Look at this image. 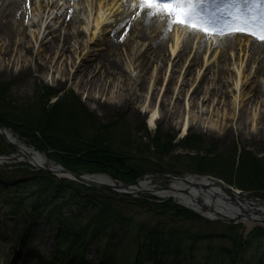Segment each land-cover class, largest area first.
Instances as JSON below:
<instances>
[{
  "label": "rangeland",
  "instance_id": "1",
  "mask_svg": "<svg viewBox=\"0 0 264 264\" xmlns=\"http://www.w3.org/2000/svg\"><path fill=\"white\" fill-rule=\"evenodd\" d=\"M118 1L117 5L122 3ZM58 2L59 7L54 9L51 0H33L25 23L31 24L34 20L36 25L26 28L9 43L0 41V91L3 94L0 106H4L8 115L36 121L41 113L53 111L56 113L52 127L56 138L53 139L66 144L74 135L68 129L70 120L71 128H96L110 149L117 148L115 156L127 165L122 167L124 173L133 172L135 164L141 165L143 170L140 169L136 181L144 176H210L238 188L245 174L255 178L261 176L262 169L261 177H264V97L261 96L264 77L257 80V63L249 61L252 55L249 46L264 43L237 34L233 51L225 54L222 61L227 68L223 81L206 82L207 67L214 70L215 62L221 58V50L217 48L220 39L205 42L203 34L192 35L189 50L177 65V53L172 55L175 40L179 38L178 48H181L188 40V32L180 26L171 31L165 29L162 49L167 61L155 63L149 43H137L136 38L131 37L133 32H118L114 18L98 20L101 6L107 8L114 2L75 0L76 9L71 14L76 21L77 41L71 48L62 49L56 37L66 28L60 13L67 0ZM50 21L56 26V33L46 35ZM113 42L125 46L116 57V69L108 62V49ZM201 49V56L194 63ZM211 53L215 57L206 65L205 60ZM162 120L171 121L172 126ZM40 152L55 166L67 169L50 159V152ZM13 155L16 152L0 138V157ZM194 164L201 168L208 164L209 170L215 172L190 168L196 166ZM31 173L40 174L27 162L0 163V181L4 182L0 184V264H80L83 260L89 264H135L137 244L131 242L128 247L126 241L118 244L114 240L113 247L108 238L111 231L101 243L93 242L83 248L78 256L81 260L77 261H73L72 256L81 249V243L78 246L67 239L58 240L55 225L42 223L35 228L37 232L30 240L24 238L28 226L21 215H13L14 209L9 204L21 201L23 212L41 199L38 190L30 185ZM77 175L110 177L117 183L132 184L116 180L107 173ZM173 183L164 178L150 179L148 188L158 191L171 188ZM243 190L240 191L250 194L248 199L263 206L264 191L260 196L258 192H249L255 191L250 187ZM110 193L131 198L113 199V208L119 209L130 223V227L120 228L124 234L137 235L140 241L150 230L161 229L182 239L180 251L184 259L180 264H264V223L252 224L244 214L234 223L210 222L179 206L174 198L154 197L148 193H139L137 197ZM68 197L66 194V199ZM66 199L61 195L51 209H61L62 215L71 216L82 229L90 215L80 213L75 204L65 202ZM160 207L166 211H161ZM181 211L190 212L195 220L182 215ZM248 223L252 224L251 228ZM173 259H167L166 264H173Z\"/></svg>",
  "mask_w": 264,
  "mask_h": 264
},
{
  "label": "trees",
  "instance_id": "2",
  "mask_svg": "<svg viewBox=\"0 0 264 264\" xmlns=\"http://www.w3.org/2000/svg\"><path fill=\"white\" fill-rule=\"evenodd\" d=\"M2 97L3 94L0 91V104ZM47 112L46 114L41 113V116L35 121V119H29L28 117L18 118L8 115L4 110V106L1 105L0 123L19 135L21 139L34 145L36 149L47 153L50 152V154H48L50 159L64 165L68 170L74 173H107L112 178L120 180L123 183H133L138 179L140 169L143 170L141 165L135 164L136 166H134L133 172L128 171L124 173L122 167L127 165L124 164L125 161H120L122 159L118 158L119 156H115V154L118 153L117 148L110 149L106 140L99 135L100 133L96 128H90L91 130H84L83 126H72L71 128L70 120L68 129L73 131V140L71 139L73 142L71 141L69 144H66L54 140L53 138L56 137L54 136L55 132L52 127L56 113L53 111ZM144 163L147 164L148 162ZM194 165L196 166H191L190 168L203 172H215L214 170H209L208 164H206V168H201L198 164ZM148 167H150L151 170V166ZM261 171L262 169L259 174L262 176ZM120 172L123 174H120ZM131 174L133 175L131 176ZM245 175L240 178L241 184L236 183L238 188L245 189L250 187L251 190L264 191V177L257 175L255 178H252L248 174ZM43 180L46 181L45 184L40 182ZM30 181V185L38 190L37 194L42 196L41 199L38 200V198L34 197L38 202L28 206L23 212L21 210L23 207L21 201L15 204H9V206L14 209L12 212L13 215H21L26 223L25 225L28 226L27 232L24 234V238L27 240H30L32 234L37 232L35 228L40 227L42 223H50L55 225L58 229V240L62 241L67 239L78 246L79 243H81V249L79 248L72 256L73 261L81 260L78 256H80V251L83 250V248L90 246L93 242L101 243V241L106 238V233L108 231L112 232L108 238H110V245H113V247L114 244L112 243L114 240H117L118 244L126 241L128 247L132 244L131 242L137 244L135 248V255L137 257V259H135V264H166L167 259L173 257V264H180L184 259L182 258L184 254L180 251L182 239L178 238L173 232L152 229L149 233H145L144 238L140 237L139 241L136 239L137 235L129 237L121 231L123 227H130V223L122 217L119 209L113 208V199H131L129 196H121L104 190L87 188L67 180L59 181L56 180L54 176L41 172L40 174H35ZM1 183L4 182L0 181V184ZM62 193L68 194L69 197L66 199V194ZM61 195L64 197V200L66 199L65 202H73L80 213L87 212L90 215L87 222L88 224L82 229L76 226L71 216L67 214L62 215L60 212L61 209L56 208L55 211L51 209L53 203L57 201ZM129 202L133 203L132 201ZM162 207L159 209H162L161 211L163 212L166 211ZM48 208L50 209L47 211ZM180 213L195 220L194 215L188 211H181ZM68 233H71V235L69 236ZM66 234H68V236H65ZM83 261H81L80 264H89ZM262 261L263 260H261V263Z\"/></svg>",
  "mask_w": 264,
  "mask_h": 264
},
{
  "label": "bare ground",
  "instance_id": "3",
  "mask_svg": "<svg viewBox=\"0 0 264 264\" xmlns=\"http://www.w3.org/2000/svg\"><path fill=\"white\" fill-rule=\"evenodd\" d=\"M59 0H51V6L54 7V9H57L59 7ZM117 0H111V2H114V4L111 6H107L105 8L104 6H101L100 13L98 20L100 22L108 21L111 19H115V25H118L117 31L121 32L122 34L133 32L134 39L136 38L137 43H149V47L151 46L153 48V61L155 63L160 62L164 63L167 59H165L164 51L162 49V42L165 39H162L165 36V29H167V21L161 20L159 18H153L151 20L148 19L147 13H141L138 8H134L133 0H119L118 2H122L121 4L117 5ZM133 1V2H132ZM33 3V0H0V41L4 42L7 41L8 43L11 42L17 35H19L22 31H26V28H31L36 25L35 21L31 20V24L29 22L25 23L26 18V12L29 10L31 4ZM73 6H71V5ZM75 0H67L65 6H63V11L60 13L64 17V24H66V28L62 29L59 35L56 37L57 41L59 40L62 43V49H65L66 46L73 45V42L76 43L77 38L76 34L74 32V26H75V18L71 14V11L75 10ZM62 9V7L60 8ZM102 11V13H101ZM133 16V17H132ZM129 17H132L131 20H129ZM26 24V25H25ZM56 26L52 21H50L45 29V33L55 34L56 33ZM187 39L184 45L181 48H178V40L177 37L175 40V47L173 48L172 55L176 54L177 65L178 63L182 62L184 60L185 55L187 54L191 42V36L192 34L187 33ZM235 37H229L225 38L223 40H219L217 43V48L221 50V58L215 62V68L214 70L211 69L210 66L207 67L208 76L206 75V82L207 81H223V76L225 72L227 71L226 68V62L223 64V58L225 54H228L229 52L233 51L234 42L236 41ZM56 43V42H54ZM72 43V44H71ZM57 45V44H55ZM50 46L54 47V44H50ZM59 47V45H57ZM55 48V47H54ZM68 48V47H67ZM125 48L124 45L120 44V42H113L109 49H108V62L109 66L114 67L116 69V65L118 64V58H116L119 55V52ZM251 51V57L249 61H253L254 63H257L255 77L257 80L260 79V77H264V45L261 44H251L249 46ZM202 49L199 51V53L194 58V63L197 61L198 56H201ZM120 56V55H119ZM215 57L214 53H211V56H209L208 60H205L206 65L209 64V62ZM118 69V68H117ZM261 80V79H260ZM263 80V79H262ZM212 83V82H211ZM264 84V80H263ZM213 85V84H211ZM209 85L208 88L211 86ZM207 86V85H206ZM260 86V85H259ZM200 88V87H199ZM264 91V86H263ZM170 92V89H167L166 96ZM261 96L264 97V94L261 90ZM167 99V98H166ZM167 122L166 125L171 127L172 122L171 121H165ZM4 134L6 135L7 139L17 146L18 153L16 155H13V158H16L19 162H27L34 168H43V169H55L56 166L52 164L45 153H42L38 150H36L33 146L26 145L22 143L20 140H18L12 133L9 131H5ZM9 160H12L11 158ZM12 162V161H11ZM96 180L100 182H108L109 180L106 177L99 176L95 178ZM153 180V179H151ZM186 180L191 184L188 186V184L183 183L182 181L173 183L171 185V188L166 191L156 192L157 190H154L155 195L161 198H174L176 199L180 204L190 207L196 211H200V208L204 207V205L209 204L206 206V211L212 212L211 214H206L204 212H200L201 214L207 216V217H213L220 220H225V216L233 217L235 218L236 214L234 212L239 210V203L241 202L240 198H226V194L218 187L213 185L211 182H209L206 179H198L195 177H186ZM150 180H147L145 182H141L140 185L137 186L139 191H149L151 192L152 189L148 188ZM196 185H198V189L194 188ZM202 186H209L211 188L209 191L206 192V190H202ZM192 187V188H191ZM188 191L189 195H186L184 191ZM160 191V190H159ZM239 202V203H238ZM210 204H213V209H218V213H214L213 211H209ZM244 204V203H243ZM247 206L246 204H244ZM221 207H224L220 209ZM264 212V208H261ZM223 210V211H220ZM228 210V211H227ZM224 215V216H223ZM264 219V216H262ZM248 228L252 227V224L248 223Z\"/></svg>",
  "mask_w": 264,
  "mask_h": 264
},
{
  "label": "snow or ice",
  "instance_id": "4",
  "mask_svg": "<svg viewBox=\"0 0 264 264\" xmlns=\"http://www.w3.org/2000/svg\"><path fill=\"white\" fill-rule=\"evenodd\" d=\"M132 6L149 20L166 19L168 31L180 26L205 42L244 34L264 43V0H134Z\"/></svg>",
  "mask_w": 264,
  "mask_h": 264
},
{
  "label": "water",
  "instance_id": "5",
  "mask_svg": "<svg viewBox=\"0 0 264 264\" xmlns=\"http://www.w3.org/2000/svg\"><path fill=\"white\" fill-rule=\"evenodd\" d=\"M8 130L5 128V126L3 124L0 123V138L2 139V141L4 143H6L13 151L17 152L18 153V148L17 146H15L14 144H12L6 137V135L4 134V132ZM10 131V130H9ZM12 159V160H9V159ZM1 161H7V162H11V161H14L16 160V158H13V157H7V158H0ZM36 170L38 171H42V172H46L52 176H55L59 179H66L68 181H71V182H75L77 184H80V185H83V186H86V187H89V188H94V189H100V190H105V191H109V192H114V193H119V194H126V195H131V196H137L140 192H145V193H148V194H153L155 195V192H153V190L151 192L149 191H139L138 189H136V187L138 185H140V183L142 181H147V180H150V179H161L163 180V178L165 180H173V179H177V177H173V176H169V177H164V176H161V177H148V176H144V177H140L139 180H137L135 183H133L132 185H129V184H122V183H117L116 181L112 180L110 177H107L108 178V182H100L98 180H96L95 178H97L96 176H88V175H77L65 168H63L62 166H56L55 169H43V168H35ZM186 184H189L191 185L189 182H187L186 180H183ZM213 184L215 186H221L222 187V190L226 192V194H228L231 198L234 199V194H236L235 191L233 190H228L226 188H224L222 186V184H220L219 182H216V181H213ZM208 186H203V188H207ZM170 188H165V189H162L160 191H156V192H161V191H166ZM185 193H187L185 191ZM237 196L239 197H242V200L243 198H246V195L245 194H237ZM213 204H210V208H213L212 207ZM242 205H240V209L243 210V214H246V216H248V219L250 222H254L255 224L258 223H264V219L262 220H259V219H254L252 217H250V214H256V215H260V216H264V212L262 211L261 208H258L256 206H254L252 204V202L250 203V206H251V210L250 211H246L244 210L243 207H241Z\"/></svg>",
  "mask_w": 264,
  "mask_h": 264
}]
</instances>
